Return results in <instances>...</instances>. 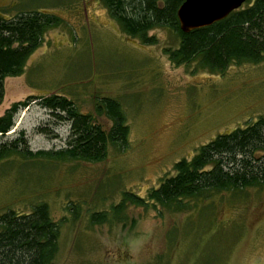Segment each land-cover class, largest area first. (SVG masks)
<instances>
[{
    "label": "rangeland",
    "instance_id": "rangeland-1",
    "mask_svg": "<svg viewBox=\"0 0 264 264\" xmlns=\"http://www.w3.org/2000/svg\"><path fill=\"white\" fill-rule=\"evenodd\" d=\"M30 11L62 22L42 35L20 76L4 79L0 117L33 100L18 110L0 146L23 134L31 154L62 148L69 123L52 119L36 99L55 94L106 131L110 121L95 105L116 101L128 142L124 150L109 146L99 162L16 153L0 159V214L45 204L58 225L52 264H264V188L213 193L176 212L129 206L123 220L110 212L122 193L145 197L174 175L176 162L264 117V62L221 72L194 62L174 66L164 51L178 46L176 32L155 28L147 36L156 44L144 45L121 31L100 0H0L2 18ZM101 213L105 222L90 221Z\"/></svg>",
    "mask_w": 264,
    "mask_h": 264
},
{
    "label": "trees",
    "instance_id": "trees-1",
    "mask_svg": "<svg viewBox=\"0 0 264 264\" xmlns=\"http://www.w3.org/2000/svg\"><path fill=\"white\" fill-rule=\"evenodd\" d=\"M249 1H245L246 7L211 26L182 33L176 12L183 0H100L121 31L144 45L156 44L153 36H147L155 28L176 32L178 46L164 51L174 66L194 62L218 72L231 64L264 62V0ZM61 22L52 14L36 11L19 12L9 19L0 16V104L4 79L20 76L27 59L39 47L42 35ZM36 99L52 119L69 123L63 147L31 154L24 147L21 134L8 146H0V159L16 153L24 158L42 157L49 161L99 162L105 159L109 146L126 149L128 126L116 101L103 98L95 105V112L110 121L106 131L92 116L78 113L73 103L60 95ZM31 100L14 103L4 112L0 117V136L13 129L16 113ZM40 131L46 134L45 130ZM173 171L174 175L164 178L145 197L122 193L120 201L110 209L111 216L123 220L121 216L129 206L176 212L185 209L189 201L213 193L264 188V117L218 135L189 160L176 162ZM106 220V213L90 216L94 224ZM57 242L58 225L43 203L28 214L12 210L0 214V264H52Z\"/></svg>",
    "mask_w": 264,
    "mask_h": 264
},
{
    "label": "water",
    "instance_id": "water-1",
    "mask_svg": "<svg viewBox=\"0 0 264 264\" xmlns=\"http://www.w3.org/2000/svg\"><path fill=\"white\" fill-rule=\"evenodd\" d=\"M245 0H183L176 15L182 33L213 25L239 9Z\"/></svg>",
    "mask_w": 264,
    "mask_h": 264
}]
</instances>
